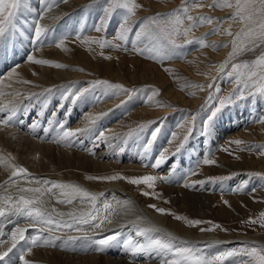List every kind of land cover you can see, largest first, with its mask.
I'll return each mask as SVG.
<instances>
[{
  "label": "rangeland",
  "instance_id": "374dc122",
  "mask_svg": "<svg viewBox=\"0 0 264 264\" xmlns=\"http://www.w3.org/2000/svg\"><path fill=\"white\" fill-rule=\"evenodd\" d=\"M54 1L55 0H51V3ZM147 1L148 2H146V0H121L122 3H128L129 6H131L132 4L137 5V7L133 8V11L131 13H129L125 8H110L108 0H84V2H82V0L58 1L57 5L61 3H65L64 5L67 4L68 6L66 5V8H69V12L79 7L83 11L87 7L88 11L91 10L92 12L93 19H91L92 24L90 25L97 26L98 24H103V27H101L99 32H93L91 33V35H89L90 33H88L87 35H85V37L83 36L82 38V40H84L85 42L87 41L86 43L88 45L90 44V41H93L95 46L89 45L88 52L93 53L94 57L97 60L100 59L104 62L106 61L108 63H114L116 66L119 64V62L123 61V59L140 60V63H138L136 67H133L132 63H128V68L122 69L124 72H121V75L119 76L117 75L118 77H116V75L113 73L111 74L112 77H109L102 71H85V73L87 74L78 79L84 84L81 87L80 81L69 84L70 88L67 90L68 94L66 93V91L65 93H63V96L66 95L64 96V98H66L67 95L69 97L72 96L73 98L75 96L77 97V100L82 95H84L90 87L99 86L96 85V81L102 80L108 81L111 84L121 85L123 89L128 90V92L125 93L120 91L119 89H111L112 94L118 95H115L117 98L115 106L116 104L117 106H124L130 103L132 104V102L130 101H134V106L135 102L137 101L140 105H142L143 102L147 103L145 101H148V104L151 106L150 108L152 110V113L153 111L162 110V112L160 113L161 115L158 114L154 116L153 114L148 115L146 112H139L137 111L139 107H134L133 114L127 117V126L122 131L123 135L119 138L120 140L118 139V144L123 150L126 149L127 151V149L129 150L130 147V145H127L130 137L142 132L138 131L141 125H149L146 129L153 125L156 126L160 131L159 127L163 123V121L170 120L171 122H173L171 124L175 126L173 129V143L169 144L170 148L173 149L171 159L169 160V162H166V165L158 171V175L156 172V174L154 172L150 174L147 173L148 175L157 177V180L154 182V186L152 188H149L145 184L133 185L131 183H128L126 180H122L125 184V187L128 190L139 195V197L143 199L145 206L152 211L157 212L154 208L149 207V205H155L156 208H164L166 210V214L160 215L164 217L165 223L168 226L175 228L182 234L188 233V235L191 236H197L201 233L209 235L211 234L210 237H213L214 241L211 240L212 238H210L205 242H201V244L197 243V245L203 249V255L211 257L218 252L236 250L237 255L229 258V260L226 261V264H240L241 260H250V257L243 255V250L245 248L250 246L264 248V246H261L260 244H258V242H256L257 244H254L252 241L248 243H237L233 245L222 243V241L225 240H238L241 236L252 237L257 240L264 241V216H262V214H264V154H262L264 153V148L258 147L264 145V93H256L255 95H250V93L253 92L254 89H245V98L236 99L235 97H233L231 103L227 104L218 112H216L215 116L208 123V129L206 133H204L203 131V125L205 121H208L211 113L215 111L217 107H220L219 100L215 97L219 95V97L221 98H227L232 95L233 90L237 87L234 78H229L226 75V73L231 68V64H229L228 68L225 69L224 73L218 72V65L229 58V53L232 51L231 42L235 34L240 32L241 29L245 27V25L239 22L238 19H230V17H232L237 10L235 6L236 0H228V3H231L232 7H226L224 5V0H196V2L193 4H187V0ZM186 4L189 7L188 15L194 18L210 17L212 18L213 22H205L203 24L197 23L196 27L191 28V30L187 32V35H184V30L189 28L190 24L192 23L185 19L184 23L179 26V35H173L168 37L167 39L158 37V26L156 24H153L152 20L148 18H156L157 21L167 20L169 19L170 13H173L177 9L184 7ZM36 5L37 7L34 8ZM40 5V3L36 4L35 2L28 0V9H26L27 11L24 10L19 13L14 21V24L18 25L19 32H21V30L23 29L28 31V28H24L26 26L24 20L27 18L29 20L31 17H33L35 11H37L39 14L37 18L40 16L41 12H43V16L47 15L49 9H47L48 11H45V9L40 8ZM210 5L212 6L210 7ZM84 20H86V16L84 17ZM115 20H118L120 22V27L122 29L117 26ZM83 23H85V21H83ZM126 29H128L129 31H125ZM137 32L142 33V35L140 37H137ZM229 32H231L232 35H228L227 33ZM120 33L125 34L127 36V39H118V34ZM30 35L28 36L30 37ZM88 35L91 37H89ZM148 35L150 36V39L149 41L147 40L146 43H151V45L155 44L154 46H151L152 49L154 48L153 52H149L147 49L151 48L144 47V45L141 44V42H145L143 40H145L146 36ZM201 38H203V40H201ZM168 39H174L175 45L173 46L169 44ZM136 40H138L140 44L135 46L132 43ZM186 40H190L192 41V43H186ZM100 41H105L106 46L101 48ZM79 44L81 43L79 42ZM201 44H203V46H201ZM134 48L143 49L144 51L138 53L134 50ZM156 49H160V54L167 57V59L158 58L157 60H155L157 61L158 65L156 69H154V72L159 70L161 74H164L163 76L166 79L165 85H162L160 82H154L151 78H149V75H146L148 71L143 72L141 70L142 61L144 62L143 54H148L151 57L153 54H155ZM261 52H264V46L256 48L253 51L243 52L242 54L236 56L232 62L251 64V62L261 54ZM131 56L134 58H132ZM196 65H199L198 72L200 75H196L194 71H191L192 69L190 70L192 73H189L186 71V69H184V66L192 68ZM151 70L153 71V68ZM77 83L79 84L77 85ZM210 83H214L215 86L219 87L220 92L218 94L215 93L214 89L210 90L207 87ZM166 88L172 89L179 95V97L173 99V96H169L168 94H166ZM210 91L213 93V98L211 99H209ZM238 95L239 93H237V96ZM30 96L31 95H28L26 98H22V100L20 99V104L17 105L15 111L16 114L20 113V115L18 116L15 114V116L13 117L14 124L13 126H10L15 127L19 124L15 128L20 127L22 130L28 128L27 130H23V133L25 135L28 134L29 138H34L35 140H40L41 142L45 139L46 141L48 140V142L44 140L45 143H50L49 141H52L58 134H56V132H62L59 131L61 129L57 127L58 123L60 125L65 121L62 120L60 123V121H58V119H56L55 117H59L61 114H68L67 117H69L71 115L69 113H72V111L68 113V111L66 110L68 109L69 97L66 98V101H64L65 99L61 97L60 100H54L62 104H64L65 102V110L62 107L58 108L57 104L54 105L52 102V106H54L55 110L54 108H49L48 106V108L44 110L45 112L40 108V111L37 114V112L35 111L37 105L35 106V101L32 102L30 99H28V97L32 98V96ZM29 105H32L33 107ZM113 107L114 106H110L109 108L113 109ZM18 108H29L26 118H23L21 116V110H19ZM109 108L106 107V111H108ZM60 111L62 112L59 113ZM41 112H44L45 114L43 115V113ZM76 114L77 111L75 112V115ZM40 118H42L43 120ZM48 118L51 119V122H49L50 120ZM53 120L55 122H52ZM152 121H155L156 123L150 124V122ZM157 124L159 127L157 126ZM34 125L38 127L36 128V126ZM46 126H48L49 128L50 126H52V128L49 129ZM43 128H46L49 132L46 131L45 133ZM189 128H193V130L190 133L187 142L184 143L183 148L178 153L173 155V153L176 152L177 147H179L180 143L184 140V136L188 135ZM31 130H34L35 132ZM114 131L115 130H113V132ZM54 132L55 135H53ZM218 132H221V134L219 135L220 141L218 145H216L213 150L210 149L205 155H202L201 159L197 160L190 169H187V171L181 173L179 175V178H176L177 182H175V180L172 179L173 174L170 170V166L177 163L175 165L177 167L181 160L185 162H180V164L187 163V159H189L188 157L191 153V150H193L192 145L195 148V143L198 142L199 144L200 142V144L202 145L209 146V144H212L214 142L215 134ZM47 133L50 134L52 139L49 135H47ZM42 134L43 138L41 137ZM31 135L33 136L31 137ZM44 135L46 136L45 138ZM123 137L125 138L123 139ZM76 138L78 139V142H76ZM76 138H74L76 141L73 139L76 144L80 141L81 144H84H82V146L81 144H79L81 148L78 146V149L81 150L91 148V151H96L98 153L100 151H103L106 146H104L103 143H100V141L99 143L97 142V144H94V135L89 138L90 140H85L81 137ZM73 140L71 144L74 143ZM82 140H84V142ZM121 140L123 142L126 140V142L123 143ZM234 141H240L241 143L236 144L234 143ZM124 144H126L127 146H125ZM90 145L92 147H89ZM116 145L117 143L114 146ZM121 145L124 146L125 149ZM139 145L141 146V144H138V146ZM146 145L148 144L146 143ZM95 146H98L99 150H97L98 147ZM140 146L139 148H141ZM135 147H137V144L135 145ZM150 156H152L151 153ZM205 159H211L215 161V163L212 165H205L203 163ZM19 167H23L24 169H26L22 164H17V167L15 165L16 170ZM169 173L171 174L169 175ZM147 174L145 173L141 175L140 173H131L126 171L117 173L110 172V174L102 173L100 174V176L122 175L124 177L132 178L144 176ZM164 176L168 177L167 181L159 179V177ZM226 176H232V178L223 180L222 182L217 181L216 183H205L203 186L196 184V186L193 188L184 187L185 184H194L197 181H208L211 178ZM244 181H247V184L243 191H233L234 189H239L240 185ZM99 182L102 184V182L105 181ZM143 192H148L150 195L144 196L142 195ZM225 201L227 202V204L225 203ZM86 206L89 205L82 206L80 209ZM177 215L184 217L185 219L177 220L175 219V216ZM250 218L251 220H254L255 223H249L248 221ZM189 220H200L203 223H201L200 225L192 226L187 223V221ZM217 224L220 225V228H215L213 231L202 232L200 230L201 228H213L214 225ZM139 228L147 227H145L144 225H138V227L129 231V236H132L133 240L139 239V241L141 240L140 238H143L141 241L143 242L144 237H137L136 235H134ZM4 231L6 232V229ZM149 235H151L153 238H162L157 233H149ZM121 237L123 236L120 235L119 240L106 247L109 249V251L106 248L102 252L96 251L95 249L97 246L92 241L94 237H91L92 240L89 239V242H86V247V243L83 242L77 244L79 248L77 247V245H74L75 247L72 246L70 247V249L65 250L63 253L74 254L75 257L78 256L77 254H95L97 259L98 257L100 258V255H108V253L111 255L112 253V255H114L116 258L123 259V257H125L124 260L128 263H132L133 261V263L137 264L138 259L140 261L138 262V264L142 261H144V263L142 262L141 264H145L148 261V263L160 262L159 258H157L155 254L154 256L153 254L150 255L148 253H137L135 255H132L130 251H125V248L123 246V240L125 238L121 241ZM100 238H102V236L99 238L95 237L94 239ZM220 239L222 241H220ZM20 243L24 244V241H19V244ZM116 244L118 246L120 245V247L122 246V248L116 247ZM111 245L115 247L113 248ZM84 248H86V250L89 248V251L87 250L88 252L82 253V251L80 250H83ZM111 248L112 251H110ZM121 249H124L125 252ZM121 252L124 256L121 255ZM129 255L135 257L137 261ZM148 257H153L154 259H149ZM7 260L8 258L6 257L4 260L0 261V264H6ZM77 264L82 263L77 262ZM85 264L89 263L87 262Z\"/></svg>",
  "mask_w": 264,
  "mask_h": 264
},
{
  "label": "bare ground",
  "instance_id": "6f19581e",
  "mask_svg": "<svg viewBox=\"0 0 264 264\" xmlns=\"http://www.w3.org/2000/svg\"><path fill=\"white\" fill-rule=\"evenodd\" d=\"M31 1L35 2L36 4L40 3V0H31ZM58 1L60 0L57 1L55 0L54 2L51 3V0H46V4L40 3L41 4L40 8L42 9H45L47 4H51V7L47 8L49 9V12H47V15L43 16L42 19H40V16L37 18V16L39 15L37 11H35L34 16L29 19L30 21L28 20V18L25 20L23 19L26 25L24 28L25 29L28 28V31L23 29L21 30V32H19L18 25L14 24L13 28H9L3 35H0V108H3V111H0V118L7 119V117L12 114L10 109L14 108L16 111L17 105L20 104L22 98H26L28 95L32 96V98L28 97V99H30L32 102L35 101V106L37 105V108L35 110L37 114L40 111V108L43 111L47 109L48 106L49 108L50 107L54 108V106H52V102L54 105L57 104L58 108L62 107L65 110L66 108L65 102L64 104H62L54 100L55 99L60 100L61 98H63L65 99L64 101H66V98L69 96L67 95V97L64 98V96L66 95L63 96V93H65L70 88L69 84H72L74 82H79L80 80L78 79L83 77V75L87 74L85 73V71H90V70L96 72L102 71L103 73L107 74L109 77H112L111 75L112 73L115 74L116 77H118L119 75H121V72H124L122 69L128 68L129 65L128 63H132L133 67H136L137 64L140 63V60L138 59H131V60L123 59V61L119 62V64L116 66L114 63H108L106 61L104 62L101 61L100 59L97 60L94 57L93 53L88 52L89 45L95 46L93 41H90V44L88 45L86 43L87 41L85 42L84 40H82L83 36L85 37V35H87L88 33H90L89 35H91V33L93 32H99L95 30L97 26L90 25L92 24L91 19H93L91 10L88 11L86 7L85 10L82 11L79 7L69 12V8H66L67 4L64 5L65 3L64 4L61 3L57 5ZM82 2H84V0H82ZM146 2L148 1L146 0ZM36 7L37 5L34 8ZM85 16H86V20H84ZM38 19L43 26L49 29V31L41 38L39 42H34L35 22ZM83 21H85V23H83ZM115 22L117 23V26L120 27V22L118 20H115ZM28 35H30V37ZM149 37H150L149 35L146 36V39L143 40L145 42H141V44L144 45V47L151 48V46L155 45V44L151 45V43H146L147 40L149 41L150 39ZM79 42L81 44H79ZM57 43H60L61 46L57 47L56 46ZM139 44L140 43L138 42V40H136L135 46ZM30 54L35 56L37 59H48L52 61L54 64L60 63L65 65L66 67L63 69H59L50 65H38L28 62L27 57ZM143 59L144 62L142 61L141 70L143 72L148 71L146 75H149V78H151L154 82H160L162 85H165L166 79L163 76L164 74H161L159 70L154 72V69H156L158 65L157 61L151 59V57L148 54L147 55L143 54ZM186 66H184L185 67L184 69H186L187 72L190 73L191 71H194L196 75H200L198 72L199 65H196L195 67L192 68L191 67L188 68ZM80 68H82L83 70ZM152 68L153 71L151 70ZM80 82H81L80 84L81 87L84 83H82V81ZM78 84L79 83H77V85ZM166 90H167L166 94H168L169 96H173L172 97L173 99L179 97V95L175 93L172 89L166 88ZM66 93L68 94V91ZM115 95L117 94H112L111 89H108L106 86L99 85L96 87H90L88 91L77 100L76 99L74 100L72 96L69 97V101L67 99L68 109L66 110L68 111V113L72 111V113L71 112L69 113L71 114L69 117H67L68 114L65 115L61 114L62 116L60 115L59 117L57 116L55 117L56 119H58V121H60V123L62 120H65L62 123L64 128L66 129L69 130H75L77 128L87 129L83 133L79 134L77 137L79 138L81 137L82 139L85 140H90L89 138L94 135V139H93L94 144H97V142L99 143V141H97L96 138L99 137L101 133H103L104 139L101 140L100 143H103L104 146L105 145L106 146L103 149V151H100L98 153L96 151L95 152L91 151L90 153L89 150L91 148H87L85 150L78 149L80 147L79 144H81V141L79 140L80 142L76 144V142H78V139L76 137L75 138L77 139V141L73 138L76 141L75 142L73 140L75 144L74 143L71 144L67 142H57L62 132L60 133L56 132V134L58 133L56 137L52 141H49L50 143H45L44 142L45 139L44 140L41 139L42 140L41 142L40 140L29 138L28 134L25 135L23 133V130H27L28 128L23 130L20 127L15 128L16 126L19 125L18 123H17L18 125H16L15 127H12L13 125L12 126L0 125V207H7V205L4 203V200L7 197H12L13 200H15L20 195H25V196L34 195L33 193L20 192L19 190L21 188L42 187V185L29 182L28 179L23 178L22 176L12 177L13 171L16 170L15 165L17 167V164L20 165L22 164L26 168V171L29 174V177L31 178H41V179L56 181L59 183L73 184L87 190L88 192L97 194L98 201L96 204V209L100 212L101 215H106L110 213L108 218L112 220L111 224L106 223L104 225V229L102 232H100V230H97L99 234L96 235H94L93 231L91 230L77 231L75 229H62V230L54 231L52 233H49L48 231L45 230L41 234L42 238L39 245L32 246L31 251H28L29 243L27 240H23L24 244L23 243L19 244L18 242L17 247L14 248L12 252H10L9 255L7 256L8 260L6 264H20L19 257L22 253L25 256V259L29 261V264H77V262L82 264H85L87 262L89 264H135L133 263V261L132 263H128L127 261H125L124 260L125 257H123L124 255L122 254V252L121 255H123L122 256L123 259L116 258L114 255H112V253L111 255L109 253L108 255H103V256L100 255V258L97 256L98 257L97 259L95 254L92 255L80 254L81 256L77 254L78 256L75 257L74 254H67V253L64 254L63 252L67 249H70V247L74 245L83 242L85 243L89 242V239L87 237L95 238L97 236H103L109 234L110 229L119 231L120 234L123 236L121 237V241H122L124 238L126 239L129 236L130 234L129 231L135 229L136 227H138V225H144L147 228L159 229L160 231L155 233H157L158 235H160L162 238L165 239L168 236H172L175 237L176 240L178 241H188L189 243H194V244L197 243L201 244V242H205L210 238H212L211 240H213V237H210L211 234L209 235V234L201 233L197 236H191L185 232H184L185 234H182L181 232L177 231L175 228L168 226L165 223L164 217H162L159 213L152 211L151 209L146 207L143 202V199H141L139 195H137L136 193L128 190L125 187V184L122 180L102 182L101 184L99 181L87 179L88 176L98 177L102 173L110 174V172L117 173V172H126V171L131 173H140L141 175L145 173L150 174L152 172L154 173L156 172L158 175V171L166 165V162H169V160L171 159L173 149L170 148L169 144L173 143V137H174L173 129L175 126L171 124L173 122H171L170 120H164L163 123L160 125V127L157 124V126L160 128V131H158L159 133L156 135L154 140H151V137L153 131L157 127L152 125L148 129L138 133L137 135L130 137L128 144L126 143L127 145H130L129 150L127 149L126 151L125 147L122 145L121 146L125 150H123L120 147V145L118 144V139L123 135L122 131L127 126V117L133 114L134 107L135 108L139 107L137 110L139 112L142 113L146 112L148 115L153 114L154 116L160 114L162 110L153 111L152 113V110L150 108L151 106L148 104L149 103L148 101H145L147 103L143 102L142 105H140L139 102L137 101L135 102V106H134L133 105L134 101H130L132 102V104L130 103L124 106L123 105L117 106L116 104L115 106V102L117 99ZM110 106H114L113 109H110L109 108ZM106 107L109 108L108 111H106L105 109ZM28 109L26 108L19 109L21 110L20 112L23 118L24 117L26 118ZM62 111H60L59 113H61ZM76 111L77 114L75 115ZM44 112L41 113H43L44 115L45 114ZM16 115L19 116L20 113ZM49 120L47 121L51 122V119ZM52 122L55 121L53 120ZM12 123L14 124L13 121ZM58 125L57 127H59ZM37 127L38 126H36V128ZM50 128H52V126H50ZM43 129L44 131L46 130V128ZM113 130H115L114 131L115 133L113 132ZM221 132L215 134L214 137L215 140L212 144H209V146L202 145L200 144V142L199 144L198 142L195 143V148L192 145V149H193L191 150L192 155L190 153L188 157L189 159H187L188 162L186 161L187 163L180 164V162L181 163L185 162L181 160L177 167L175 166L177 163L170 166L171 167L170 170L173 174L172 179L175 180V182H177L176 178H179V175L181 173H184L185 171H187V169H190L197 160L201 159L202 155H205L210 149L213 150L214 147L218 145L220 141L219 135L221 134ZM43 134L41 135V137L43 136ZM50 134L47 133V135L49 136ZM53 135H55V132ZM32 136L33 135H31V137ZM45 137L46 136L44 135V138ZM124 138L125 137H123V139ZM150 140H151V145L150 147H148L147 152H145V145L146 143L149 144ZM82 141L84 142V140ZM46 142H48V140ZM124 142H126V140ZM116 143L117 145L114 146ZM135 143L137 144V147H135L136 145ZM126 144L124 145L127 146ZM138 144H141V146L139 145L141 148H139ZM89 147L92 146L90 145ZM97 150H99V147ZM165 150L167 151L168 154V158L166 162L163 163L160 167L153 169L152 164L161 155L162 151ZM150 153L152 154V156H150ZM54 191L58 192V190H54ZM101 193H103L104 195L100 196L99 194ZM43 199L47 201L46 203L47 207H52V209L55 210L57 209L56 212L59 213L66 214L69 213L71 210V212L75 211L77 214H79L81 211H89L92 209L91 204L89 203L82 204L79 202V200H75L71 204L58 203L57 202L58 199H64V197H61L58 194L56 196H53L50 193H45ZM105 203L110 205V207L107 210H105L103 207ZM85 205H89V206L80 209L82 206ZM49 209L50 208H47L48 211ZM52 213L55 219L58 220L70 219V217H68L67 215L63 217H59L56 216L55 212ZM0 224L5 225V229H6V232L4 231L5 229L3 230V232L0 231L1 234L0 240L3 241V243H0V251H6L7 248L11 246L12 244L11 235L13 230L17 227L27 229L28 231L25 235L29 239L34 235L40 234L37 231V228L40 226H34L33 223H31L28 219L24 217L13 216L10 219L0 218ZM43 227H45V229L47 228V226H43ZM86 227L87 226H85V228ZM57 237L59 239H57ZM70 237L73 239L69 241ZM49 238L55 240L56 246H52L51 244L45 245L44 240ZM140 239H141L140 241L139 239H135V241L141 242L143 238ZM238 240H242L241 241L242 243H248L252 241L254 244H257L256 242H258V244L264 246L263 240H257L252 237L241 236L239 237ZM64 241H69V242L63 247H61L60 245ZM220 241L222 240L220 239ZM222 242H229V241L225 240ZM86 246L87 243L85 244V247ZM111 246L113 247V245ZM77 247L79 248L78 245ZM116 247H120V245L119 246L117 245ZM120 248H122V246ZM87 250L86 248H84L83 250L80 251H82V253H86L89 251ZM110 251H112V248L110 249ZM122 251H124V249ZM132 258L135 259V257ZM151 258L153 257H150L149 259ZM138 262H140L139 259L137 261V264ZM142 262L144 263V261ZM148 262H146L145 264H160V262L157 261L158 263H156L154 262V260H153L154 263H148Z\"/></svg>",
  "mask_w": 264,
  "mask_h": 264
},
{
  "label": "snow or ice",
  "instance_id": "6c2138e0",
  "mask_svg": "<svg viewBox=\"0 0 264 264\" xmlns=\"http://www.w3.org/2000/svg\"><path fill=\"white\" fill-rule=\"evenodd\" d=\"M110 8H125L129 13L133 11L134 7L137 5L132 4L129 6L128 3H122L121 0H108ZM196 0H187V4H193ZM41 4H46V0H40ZM187 4L177 9L175 12L169 14V19L163 21H157L156 18H148L152 20L153 24L158 26V37H162L167 39L173 35H179L180 30L179 26L184 23V20L192 22L190 27L184 30V35H187V32L191 30V28L196 27L197 23L203 24L205 22L212 23V18L210 17H192L188 15L189 7ZM224 5L226 7H232L231 3H228V0H224ZM202 6V5H198ZM212 5H210L211 7ZM236 12L230 19H238L239 22L245 25L244 28L241 29L240 32L236 33L232 40V51L229 53V58L225 60L223 63L218 65V72L224 73L225 69L228 68L229 64H231L230 70L226 73L229 78H234V81L237 87L233 90L232 95L227 98H221L217 95L215 98L219 100L220 107H217L215 111L211 113L208 121L204 122L203 131L207 132L209 121L215 116L216 112H218L222 107L231 103L233 97L236 99H243L244 90L245 89H254L250 95H255L256 93H264V52L249 63H233L232 61L236 56L242 54L246 51H253L256 48L264 46V0H236ZM48 7H51V4H47L45 7V11ZM28 9V0H0V35H3L9 28L14 27V21L17 18L18 14L22 11ZM43 18V12L40 13V19ZM162 25V26H161ZM102 24H98L96 27V31H100ZM49 31L48 28L43 26L39 19L35 22L34 28V42H39L41 38ZM125 31H129L126 29ZM228 35H232L231 32L227 33ZM137 37H140L142 33L137 32ZM118 39L126 40L127 36L123 33L118 34ZM203 40V38H201ZM186 43H192L190 40H186ZM136 41H133L135 45ZM168 43L171 45H175L174 39H168ZM57 47H60V43L56 44ZM101 48L106 46L105 41H100ZM203 46V44H201ZM135 51L142 52L143 49H136ZM149 52H153V49H147ZM167 59L166 56L160 54V49L155 50V54L151 56V59L154 61L157 59ZM27 61L38 64V65H50L59 69H63L66 66L60 63H53L48 59H37L33 55H29L27 57ZM258 69V71H257ZM215 79V78H214ZM97 85H104L108 89H119L122 92L127 93V89H123L121 85L111 84L108 81L98 80L95 82ZM210 90L214 89L215 93H219L220 89L218 86H215L214 83H210L207 86ZM86 91V90H84ZM237 93L239 95L237 96ZM77 97H74L75 100ZM213 98V93L210 91L209 99ZM0 111H3V108H0ZM11 115L7 117V119L0 118V125L9 126L13 125V117L15 116V109H10ZM194 119V118H193ZM94 122V120H93ZM155 121L150 122V124H155ZM149 125H141L138 131H143ZM59 128L62 130V134L59 137L57 142H67L71 143L73 138L77 137L79 134L83 133L87 129L77 128L75 130H69L64 128L63 124L59 125ZM193 128H189L188 135L184 136V140L180 143L179 147H177L176 152L178 153L184 146V143L187 142L190 133ZM47 131V129L45 130ZM159 129L153 131L151 140H154ZM97 141H101L104 139V134L101 133L99 137L96 138ZM151 140L149 144L145 146V152H147L148 147L151 145ZM233 143V142H230ZM234 143L239 144L240 141H234ZM260 148H264V145L258 146ZM91 153V150H89ZM264 154V153H262ZM168 158L167 151H162L161 155L156 159V161L152 164V168L156 169L160 167L163 163L166 162ZM205 165H212L215 161L211 159H205L203 161ZM171 173H169L170 175ZM236 175V174H233ZM252 175V174H250ZM22 176L26 178L31 183H35L38 185H42V187H32V188H21L19 191L22 193H33V196H25L20 195L15 200L12 197H7L4 200V203L7 207H0V218L10 219L11 217H24L28 219L34 226H40L37 228L38 235L32 236L30 239L26 237L25 233L27 229L25 228H15L12 232L11 239L12 244L7 248L6 251H0V261L4 260L10 252L14 248L17 247L19 241L27 240L29 243L28 251H31L32 246L39 245L42 233L47 230L49 233L54 231L62 230V229H75L77 231L82 230H91L93 234H99L97 230L100 232L103 231L104 225L111 224L112 220L109 219L110 213L106 215H101L100 212L96 209V204L98 201V195L88 192L87 190L73 184H65L59 183L56 181H51L48 179L41 178H31L27 173L26 169L23 167H19L17 170L13 171L12 177ZM232 176L226 177H217L211 178L208 181L201 180L197 181L194 184H185L184 187L193 188L196 184L203 186L205 183H216L217 181L222 182L223 180L231 179ZM87 179L95 180V181H116V180H126L128 183L133 185L145 184L149 188L154 186V182L157 180L156 176L153 175H144L140 177H124L122 175H110V176H88ZM159 179L163 181H167L168 177H159ZM247 181H244L239 189H234L233 191H243L246 187ZM54 190H58L55 192ZM45 193H50L53 196L57 194L64 199H58V203H67L71 204L75 200H79L80 203H89L92 205V209L89 211H81L77 214L75 211L69 213H59L56 212L55 209L52 212L56 213V216L63 217L67 215L70 217L68 220L64 219H55L52 213L47 210L46 203L47 201L43 199ZM103 196L104 194H99ZM142 195L149 196L148 192H143ZM11 202V203H10ZM227 204V202L225 201ZM104 209L107 210L110 205L105 203L103 205ZM149 207L154 208L159 214H166V210L164 208H156L155 205H149ZM170 214V213H167ZM264 216V214H262ZM175 219L182 220L185 219L181 216H175ZM249 223H255L251 218L248 221ZM188 224L192 226L200 225L203 223L200 220H189ZM47 228L45 229V227ZM85 226H87L85 228ZM215 228H220V225H214L213 228H201L202 232L204 231H213ZM111 234L104 235L100 239H93V243L97 246L96 251L102 252L107 246L112 244L113 242L119 240L120 232L114 229L109 230ZM160 230L157 228H139L135 235L137 237H144L143 242H137L133 240L132 236H128L123 240V246L126 250L130 251L132 254L137 253H148L150 255L155 254L157 258H160V264H226V261L229 258L237 255L236 250H227L224 252H218L217 254L208 257L202 254V248L197 244L189 243L188 241H177L175 237L168 236L165 238L156 237L153 238L149 233L159 232ZM91 239L90 237H87ZM57 239H59L57 237ZM73 238H69V241ZM69 241H64L60 246L63 247ZM0 243H3L0 240ZM45 245L51 244L55 245V240L51 238L44 240ZM243 255L250 257V260H241L240 264H264V248H259L257 246H250L243 250ZM20 264H29V261L25 259L24 254L22 253L19 257Z\"/></svg>",
  "mask_w": 264,
  "mask_h": 264
},
{
  "label": "water",
  "instance_id": "95a60500",
  "mask_svg": "<svg viewBox=\"0 0 264 264\" xmlns=\"http://www.w3.org/2000/svg\"><path fill=\"white\" fill-rule=\"evenodd\" d=\"M242 240H234V241H229V242H225V243H229V244H235V243H240Z\"/></svg>",
  "mask_w": 264,
  "mask_h": 264
}]
</instances>
